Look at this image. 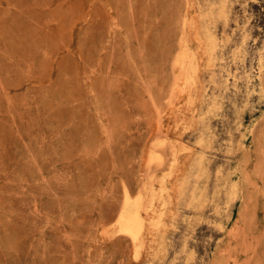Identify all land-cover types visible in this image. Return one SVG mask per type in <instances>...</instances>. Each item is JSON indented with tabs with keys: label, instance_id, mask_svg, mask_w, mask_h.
Returning <instances> with one entry per match:
<instances>
[{
	"label": "rangeland",
	"instance_id": "obj_1",
	"mask_svg": "<svg viewBox=\"0 0 264 264\" xmlns=\"http://www.w3.org/2000/svg\"><path fill=\"white\" fill-rule=\"evenodd\" d=\"M0 264H264V0H0Z\"/></svg>",
	"mask_w": 264,
	"mask_h": 264
},
{
	"label": "bare ground",
	"instance_id": "obj_2",
	"mask_svg": "<svg viewBox=\"0 0 264 264\" xmlns=\"http://www.w3.org/2000/svg\"><path fill=\"white\" fill-rule=\"evenodd\" d=\"M139 202H128L126 203V208L123 210L122 217V227H127L133 225L136 222L135 217L139 215L140 208L138 205Z\"/></svg>",
	"mask_w": 264,
	"mask_h": 264
}]
</instances>
